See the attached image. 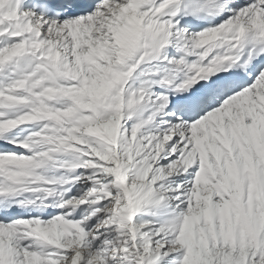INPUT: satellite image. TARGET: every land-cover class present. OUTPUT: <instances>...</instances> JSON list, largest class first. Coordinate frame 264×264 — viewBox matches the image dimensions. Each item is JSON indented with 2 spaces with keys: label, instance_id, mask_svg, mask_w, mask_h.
<instances>
[{
  "label": "snow or ice",
  "instance_id": "snow-or-ice-1",
  "mask_svg": "<svg viewBox=\"0 0 264 264\" xmlns=\"http://www.w3.org/2000/svg\"><path fill=\"white\" fill-rule=\"evenodd\" d=\"M0 264H264V0H0Z\"/></svg>",
  "mask_w": 264,
  "mask_h": 264
}]
</instances>
